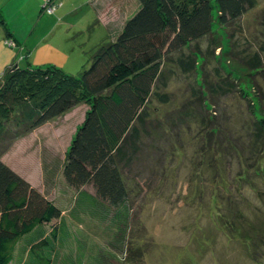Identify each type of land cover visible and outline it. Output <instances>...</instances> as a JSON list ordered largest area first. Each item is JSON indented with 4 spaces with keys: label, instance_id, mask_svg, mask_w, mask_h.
<instances>
[{
    "label": "trees",
    "instance_id": "obj_1",
    "mask_svg": "<svg viewBox=\"0 0 264 264\" xmlns=\"http://www.w3.org/2000/svg\"><path fill=\"white\" fill-rule=\"evenodd\" d=\"M137 2L134 15L123 23L116 22L112 30L116 35L94 49L88 67L78 76L52 66L20 68L15 61L0 74V136L14 129L12 139H17L75 107L88 106L83 122L65 152L62 177L66 186L77 193L79 202L91 207L99 205L106 212L115 211V215L123 218L120 230L115 228L113 234L109 233L110 239L104 245L80 241L66 228L69 226L61 209L0 160V264H14L16 261L22 264L24 254L27 259L23 264L122 263L120 260L124 258L119 255L127 250V229L133 215V208L131 210L128 205L130 188L124 174L142 156H147V161L151 159L150 154L145 153L146 142L147 145L153 144L163 137L164 133H159L161 129L167 132L161 119L152 120L153 103L170 104L169 94L162 91L173 78L195 77L198 58L202 57L199 43L207 39L208 53L214 56L217 49H222L217 30L236 25L257 5V0ZM61 6L62 3L55 6L54 13ZM0 25L7 31L1 16ZM261 27L263 37L264 12ZM8 37L10 40L7 41L13 44L11 36ZM230 38H234L233 34ZM248 51L231 56L232 52L225 50V58H230L228 61L224 59L228 63L225 69L229 71L222 69L224 64L220 61L221 70H215V80L203 73L200 80L193 79L197 85L188 86L191 87V98H197L203 106L207 104L205 107L211 103L215 106L216 98L233 93L247 103L248 112L253 117L247 131L251 145L249 159L251 155L260 156L250 168H257L255 176L260 177L264 176L261 166L264 164V92L255 77L264 72V41L257 49ZM220 71L226 73L224 77ZM17 105L28 109L34 107L24 116L20 114L25 111H20ZM11 109L16 112L11 114ZM7 113L11 117L8 118ZM178 113L176 122L186 127L196 122V117L201 119L198 121L203 128L210 122L207 114L201 118L194 109ZM200 134L209 141L213 140L208 129H202ZM238 141H235L236 145L229 141L226 152H235L247 170V151L244 143ZM211 143L203 153H210L209 159L217 168L219 156L214 155ZM179 146L182 147V143ZM154 151L149 150L153 154ZM221 154L227 155L225 152ZM204 160L207 156L201 159L203 163ZM244 177L240 175L239 180ZM48 225L49 231L44 232L43 227ZM227 229L233 230L232 235L235 232L230 222ZM67 240L72 245L69 254L58 256V250H63L62 242Z\"/></svg>",
    "mask_w": 264,
    "mask_h": 264
},
{
    "label": "rangeland",
    "instance_id": "obj_2",
    "mask_svg": "<svg viewBox=\"0 0 264 264\" xmlns=\"http://www.w3.org/2000/svg\"><path fill=\"white\" fill-rule=\"evenodd\" d=\"M46 1L40 5V16L37 13V22L47 25L46 38L38 43L36 39L41 35L30 38L26 41L27 51L14 42L9 46L10 39L3 36L0 74L8 63L15 61L20 68L52 66L78 76L88 67L94 49L116 35L110 30V23H123L138 8L137 0H51L55 6L62 3L51 17L46 13ZM263 12L264 0H257L255 9L243 15L236 25L218 29L217 40L222 49H217L214 56L208 53L209 41L203 39L199 43L202 57L198 58L195 77L171 79L162 91L169 94L170 104L153 103L152 120L161 119L167 132L161 129L159 133H164L163 137L153 144L146 142L145 153L151 159L147 161V156H142L124 174L130 188L128 205L133 208V215L127 229V250L119 253L124 258L120 264H264V176L256 177L257 168H250L260 156L251 155L249 159L248 154L251 145L247 131L253 117L247 103L236 93L216 98L215 106L211 103L205 107L207 104L203 106L197 98H191L188 86L197 85L193 79L200 80L203 73L215 80V70H221V64L226 70L225 64L230 58H225V50H230L232 56L257 49L264 41ZM231 34L234 38H230ZM225 74L220 71L221 76ZM255 80L264 92V72L258 73ZM17 106L25 111L20 114L24 116L34 107ZM88 109L86 105L75 107L17 139H12L14 129L2 133L0 160L61 209L69 226L66 228L73 236L82 242L104 245L110 239L109 233L113 234L115 228L120 230L123 218L99 205L91 207L79 202L77 193L66 186L62 177L65 152ZM187 109H194L201 118L207 114L210 122L206 128L200 125L199 117L189 127L178 124V112L185 113ZM11 114L7 113L8 118ZM202 129H208L213 140L200 134ZM227 139L235 145L237 139L244 143L249 159L247 170L235 152L231 149L226 152ZM209 143L214 146V155L219 156L217 168L209 159L210 153H203ZM151 149L155 150L154 154L149 152ZM223 152L227 155H222ZM205 156L207 160L203 163L201 159ZM257 164L258 169L261 166L264 169V164ZM240 175L246 176L244 180H239ZM229 222L234 225L233 235V230L227 229ZM49 228L50 225L44 226V232ZM62 243L63 250H58V256L64 257L72 245L70 240ZM26 256L23 255L22 264Z\"/></svg>",
    "mask_w": 264,
    "mask_h": 264
},
{
    "label": "crops",
    "instance_id": "obj_3",
    "mask_svg": "<svg viewBox=\"0 0 264 264\" xmlns=\"http://www.w3.org/2000/svg\"><path fill=\"white\" fill-rule=\"evenodd\" d=\"M43 1L44 0H0V16L7 30L5 31L0 25V39L3 36L5 39H9L8 36H11L10 38L15 44L27 50L28 45L26 41L28 42L30 38L41 35L37 37V43L46 38L44 29L47 25L45 22H37L41 14L39 12L40 5ZM37 13H39V16H37ZM33 20L35 24H33ZM116 22L117 21L110 23L112 24L110 30H113Z\"/></svg>",
    "mask_w": 264,
    "mask_h": 264
},
{
    "label": "built area",
    "instance_id": "obj_4",
    "mask_svg": "<svg viewBox=\"0 0 264 264\" xmlns=\"http://www.w3.org/2000/svg\"><path fill=\"white\" fill-rule=\"evenodd\" d=\"M49 5H50V3L49 4L47 3V5L45 6V8L48 7L46 13L47 14H52L54 12V10H55L56 7H55V5L52 6V3H51V6H49ZM8 45L9 46H13L12 43H9Z\"/></svg>",
    "mask_w": 264,
    "mask_h": 264
}]
</instances>
